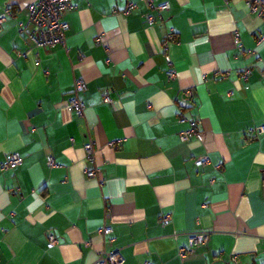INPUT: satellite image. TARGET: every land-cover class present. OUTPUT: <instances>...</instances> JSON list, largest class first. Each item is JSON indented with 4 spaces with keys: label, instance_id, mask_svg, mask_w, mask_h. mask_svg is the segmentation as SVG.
<instances>
[{
    "label": "crops",
    "instance_id": "0c3cea01",
    "mask_svg": "<svg viewBox=\"0 0 264 264\" xmlns=\"http://www.w3.org/2000/svg\"><path fill=\"white\" fill-rule=\"evenodd\" d=\"M32 1L0 0V161L21 156L0 169V264H94L102 249L123 264H264V9L74 0L65 44L41 47L20 29ZM74 77L82 116L66 106ZM180 115L199 121L186 140ZM88 135L102 183L84 172ZM198 230L208 239L180 255Z\"/></svg>",
    "mask_w": 264,
    "mask_h": 264
},
{
    "label": "built area",
    "instance_id": "2783aa9c",
    "mask_svg": "<svg viewBox=\"0 0 264 264\" xmlns=\"http://www.w3.org/2000/svg\"><path fill=\"white\" fill-rule=\"evenodd\" d=\"M146 5L153 9L158 16L162 15V12L169 7L166 1L155 0H142ZM249 9L256 12H261L264 9V0H245ZM75 7L74 0H34L26 6V21L20 25V29L25 33L26 38L36 46L46 47L55 44H65V31L68 23L64 18L66 11H69ZM135 7V2L128 0L126 5L121 9L123 13L129 12ZM12 14L10 7L5 5L0 11V25ZM146 20L151 23L154 20V16L151 14L145 15ZM264 35H262L263 37ZM162 50H166V44L162 46ZM165 59L169 64L167 74L170 77L175 75L174 68L171 66V60L168 54L165 55ZM72 95L66 100V106L73 111L77 116H82L84 112V103L80 97V92L84 90L86 84L80 77H74L72 80ZM188 93V90L185 91ZM102 101L115 106L118 102V97L106 93L102 96ZM181 120H187L188 127L179 132V138L186 140L197 132L199 127V121L197 119H186L183 115H180ZM263 126L258 127V132L263 131ZM83 148L85 150V157L92 163L90 168H85L84 172L89 177H94L102 183L100 178V169L95 162L94 158V144L93 139L88 135L87 141L84 143ZM21 160V156L18 151H11L5 158L0 161V169H9L15 167ZM208 161L207 156H201L195 159L196 165L204 164ZM47 163L50 166L54 165V160L51 155H47ZM159 220L162 223H166L169 220V215H160ZM110 225L103 223L99 232L101 235L106 236L111 232ZM209 237V233L206 230H198L191 232L187 238V245L180 247L178 253L184 255L190 252L195 246L205 242ZM57 239L52 233H48V241L46 247L50 248L56 243ZM94 264H123V258L118 249L106 250L102 249L98 252ZM143 264H151L148 260Z\"/></svg>",
    "mask_w": 264,
    "mask_h": 264
}]
</instances>
